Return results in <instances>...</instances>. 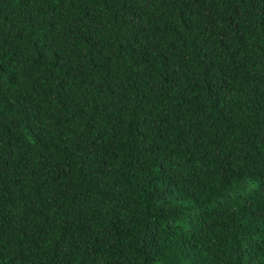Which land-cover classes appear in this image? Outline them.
Instances as JSON below:
<instances>
[{
	"label": "trees",
	"instance_id": "obj_1",
	"mask_svg": "<svg viewBox=\"0 0 264 264\" xmlns=\"http://www.w3.org/2000/svg\"><path fill=\"white\" fill-rule=\"evenodd\" d=\"M0 264H264V0H0Z\"/></svg>",
	"mask_w": 264,
	"mask_h": 264
}]
</instances>
